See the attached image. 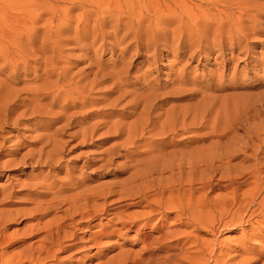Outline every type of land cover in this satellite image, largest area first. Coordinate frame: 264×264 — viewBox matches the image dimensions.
<instances>
[{"label":"rangeland","instance_id":"rangeland-1","mask_svg":"<svg viewBox=\"0 0 264 264\" xmlns=\"http://www.w3.org/2000/svg\"><path fill=\"white\" fill-rule=\"evenodd\" d=\"M192 92V99L180 98ZM159 93L166 94L169 103L153 109ZM262 95L264 0H0V211H11L18 218L3 229L12 244L0 246V254L5 259L25 257L24 249L43 239V227L48 225L55 234L54 255L43 264H130L151 259V254L144 251L145 237L163 234L167 236L166 248L153 255L159 264H199L203 259L206 264H215L216 260V264H264V208L259 204L264 192L259 194L258 190L255 202L238 207L240 197L250 200L255 193L254 181L240 187H222L228 184V178L251 168L258 169V182L264 183V143L254 142L259 153L248 161L243 156H234L230 162L218 159L248 140L246 129L251 134L256 126L264 127V112L223 139L206 137L209 140L199 142L197 149L185 150L188 154L176 150L183 159L189 155V161L206 159L197 176L204 174L203 178L220 181V188L210 197L218 196L216 200L222 203L230 199L231 214L218 216L212 231L187 225L190 220L186 214L183 222L173 212L156 214L149 221L141 216L148 210L146 203L135 204L140 200L137 195L128 197L133 190L140 191L141 180L131 184L127 180L136 170L132 167L135 161L146 157L137 153L144 148L121 146L129 133H116L123 122L126 126L132 121L135 124L150 108L153 110L148 115L161 125L168 113L172 115L171 110L174 116L175 109L188 104H203L202 109L212 106V124L216 119L221 121L214 120L216 113L226 117L225 108L232 99L246 98L256 104ZM82 99L86 103L80 105ZM145 101L148 105L144 106ZM189 118L192 120V116ZM224 119L223 123L219 121L220 132L227 124ZM96 121L104 122V126L90 130ZM115 123L120 124L118 129ZM126 129L130 131L129 126ZM207 130L211 131L192 133L209 136ZM187 134L178 138L192 135ZM38 151L44 154L38 155ZM217 151L225 153L222 156ZM192 152L195 155L190 156ZM211 152L216 156H208ZM176 153L160 159H180ZM48 155L52 159H46ZM184 170V177H190L189 167ZM164 175L168 177L169 173ZM238 191L243 193L239 195ZM101 192L99 199L91 198L87 207L106 211L69 217L77 201L84 207V194ZM204 192L181 198H187L185 203L188 201L192 210L199 203L207 205L209 189ZM247 192L252 193L244 195ZM233 198L236 206L231 205ZM239 210L244 212L240 214ZM135 214L141 216L137 223L129 224L128 229L123 227L122 222H130ZM38 232L42 234L36 235ZM19 238L26 239L13 242ZM210 250L215 255H204Z\"/></svg>","mask_w":264,"mask_h":264},{"label":"bare ground","instance_id":"bare-ground-1","mask_svg":"<svg viewBox=\"0 0 264 264\" xmlns=\"http://www.w3.org/2000/svg\"><path fill=\"white\" fill-rule=\"evenodd\" d=\"M118 85V84H117ZM121 88V87H120ZM120 88L118 90H120ZM117 89V88H116ZM122 90V89H121ZM116 91V90H114ZM118 92V91H117ZM144 93H142L143 95ZM156 94V93H155ZM160 94V93H159ZM141 95V96H142ZM166 94H160L158 95V97L156 98V100L158 101L157 103H154L151 107L153 109H156L157 106H160L162 107L163 106H167L168 103H169V100L170 98L168 97H164ZM194 92H192L191 94H186V95H182L180 98H188L189 100L193 98L194 96ZM140 96V95H139ZM148 96V94H147ZM146 96V98L148 99V97ZM88 98V97H87ZM139 98V97H138ZM142 98V100H144L143 96L140 97ZM145 98V100L147 101V99ZM155 98V97H154ZM55 99V98H54ZM75 99V98H74ZM73 99V100H74ZM249 99V98H248ZM251 100V98H250ZM69 101V100H68ZM75 101V100H74ZM119 101V100H118ZM144 102V106L145 105H148L146 104L147 102ZM216 101V100H215ZM76 102V101H75ZM117 103V101H115ZM114 102V103H115ZM120 102V101H119ZM118 102V103H119ZM142 103V106H143V101H139ZM138 102V103H139ZM151 102V101H150ZM149 102V103H150ZM68 103V102H67ZM80 105H83L86 103L85 99L83 100L82 99V102L80 101ZM115 103V104H116ZM117 103V104H118ZM130 103V102H128ZM137 103V102H136ZM203 103V102H202ZM214 103V102H213ZM229 105L228 107L225 108V113L226 117H223L225 118V120H227V124H225V126L222 128L223 130L220 132V127L221 125H219V121L220 120H217L216 118H219L222 119L223 118H220V114L216 116L215 114V118L214 116L212 118H214V120L216 119V121H214V123L212 122V124L210 123V119L209 117L212 116V106L206 108H203V104H188V105H185V106H182L180 107L177 111L176 109L174 110V116L173 115V110H171L172 112V115L170 116L168 112V116H166L164 113V115L166 117H164V122L160 125L159 121V117L158 116V122L159 123H156V121L153 122L152 118L150 117L149 112L153 109L150 108L149 111H146L148 112V114L146 112H143V113H146V115L144 114V116L140 117L139 119H137V122L134 124L133 121L131 123V125H128L129 128H130V131L133 130L135 131L134 134H132L130 131H128V129H126V127L128 128V126H126L127 124L125 122H123L124 124L120 125L121 128L116 132V133H120V135H125V134H128L127 136L128 137H125L124 138V142L122 141L121 143V146H124V147H132V148H141L143 147L144 149H141V151H138V155L140 156H146L145 158H147V160H145V158L143 159H139V160H136L134 165L132 166L134 169L133 173L130 175V177L128 178V182L131 184V182H134V181H137V180H141V183L142 185H140L141 189L140 191L138 192H135V190L132 191V193L128 194V197H136L135 195H137L140 200L136 201L135 204H144V206L148 207V210L147 212H143L142 213V217L146 216L145 219H147V221H149L152 216L156 215V214H161V215H165L167 214V212H173L174 214L176 213V217L181 219L182 222H183V218H184V215L186 214L188 217L185 216V218H187L188 220H190L189 223H187V225H191L193 227H195L196 229L198 228V226H202V227H209L212 230H215V227H216V222L218 221V216L220 215H223L224 214H228L231 212V206L227 203L230 201H227L226 200V197L224 200H226L227 202L223 201L222 202H218V200H216V197H210L209 195L215 190V189H219L220 188V181H217V182H214V179L210 176H207L208 173L205 172L206 176L208 178H203L202 176H204V174L200 177L199 175L197 176V173H198V169L201 165L202 167V163L203 161L205 162V160L202 159L201 157L200 159L196 158L197 160H191L189 161L188 159L189 158H186L188 156H184V159L186 158L188 160V162H185V160L183 158H181L182 156L180 155H177L176 153V150L178 152V150H182L183 151H188V150H195L198 148V143L201 142L202 140H209L208 138L211 136V137H216V138H220V139H223L227 136H229L228 134H230L232 131H234L235 129H237L238 127L240 128V126L248 119H250L251 117L253 116H258L260 115L262 112H264V95L262 96H259L257 97V101L254 102L256 104H252V100L251 101H248L246 100V98H234L232 99V101H229ZM73 104V103H71ZM113 104V102H112ZM208 104V103H206ZM74 105V104H73ZM77 105V104H76ZM210 105V104H209ZM85 106V105H84ZM115 106V105H114ZM137 106V104H136ZM135 106V107H136ZM134 107V108H135ZM140 107V106H139ZM138 107V108H139ZM147 107V106H146ZM219 107V106H218ZM217 107V108H218ZM223 107V106H222ZM148 108V109H149ZM164 108V107H163ZM249 108V109H248ZM136 109V108H135ZM169 109H174L173 108H169ZM137 110V109H136ZM143 110V108L141 109V111ZM146 110V109H145ZM164 110V109H163ZM220 110V109H219ZM144 111V110H143ZM156 111V110H155ZM167 111V110H165ZM136 112V111H134ZM140 112V111H139ZM162 111H160L161 113ZM222 112V111H221ZM126 113V112H125ZM131 113V112H130ZM138 113V112H137ZM158 113V114H160ZM163 113V112H162ZM220 113V112H219ZM124 114V113H123ZM133 114V113H132ZM141 114V113H140ZM152 114L154 115V113L152 112ZM156 114V113H155ZM157 114V115H158ZM143 115V114H142ZM156 115V116H157ZM163 115V114H162ZM123 116V115H122ZM155 116V115H154ZM152 116V117H154ZM189 116H192V120H190ZM127 117V116H126ZM222 117V116H221ZM234 117V119H232ZM259 117V116H258ZM257 117V118H258ZM264 117V116H263ZM121 118V117H120ZM124 119V118H123ZM135 119V121H136ZM154 119V118H153ZM256 119V118H255ZM254 119V120H255ZM121 120V119H120ZM119 119L117 120L118 122L117 123H120ZM190 120V121H188ZM213 120V119H212ZM211 120V121H212ZM252 120V119H251ZM264 120V119H262ZM124 121V120H123ZM126 121V120H125ZM220 121V122H221ZM253 121V120H252ZM256 121V120H255ZM260 121V120H259ZM117 123H115V125L117 126ZM210 123V124H209ZM223 123V121H222ZM226 123V121L224 122ZM248 123V122H247ZM255 123V122H253ZM257 123V122H256ZM262 123V122H261ZM259 122V124H261ZM107 124V123H106ZM134 124V125H133ZM118 125V126H119ZM140 127H139V126ZM142 125V126H141ZM248 124H246L247 126ZM250 125V124H249ZM248 125V126H249ZM254 125V124H253ZM258 125V124H257ZM92 129L90 130H93V128H97V127H102L104 126V122L100 123V122H97L94 123V125L92 124ZM115 126V127H116ZM118 126L116 129H118ZM138 126V127H136ZM152 126V127H151ZM223 126V125H222ZM258 126H262L261 125H258ZM258 126L255 127V130H251V134H249L250 131H248L246 129V132H244L247 137V141L242 143L241 141V145H239L238 147L236 144L234 147V149L232 148L231 150H229V152H226L224 151L225 153V158L222 157V158H218V159H226L227 162L229 159H231L232 157H241L243 156V160H247V159H250L252 156H257L258 153H259V148H258V145H256L254 142L257 141L259 142L260 144L264 143V138L261 137V134L263 133L262 131H264V127L262 129H259ZM132 127H136L135 129H131ZM242 127V126H241ZM245 127V126H244ZM251 127V126H250ZM250 127H248L250 129ZM66 128V127H65ZM152 128V129H151ZM220 128V129H219ZM243 128V127H242ZM241 128V129H242ZM253 128V126H252ZM94 129V130H95ZM204 129H210L211 131H209V136H203V137H199V136H196L195 134L192 133L193 132H199V131H202V133L204 132ZM254 129V128H253ZM88 130V129H87ZM116 131V130H115ZM206 131V132H207ZM93 132V131H92ZM262 132V133H261ZM153 133V134H151ZM185 133H188V134H192V135H188L186 137H183V138H178L180 135H183ZM200 133V134H202ZM236 133V132H235ZM148 134H151V135H148ZM199 134V135H200ZM206 134V133H205ZM239 134V133H238ZM243 134V133H242ZM241 134V135H242ZM87 135V134H85ZM139 136V138H138ZM148 136V137H147ZM233 136V135H232ZM236 136V135H235ZM243 136V135H242ZM181 137V136H180ZM208 137V138H206ZM245 137V136H244ZM243 137V138H244ZM264 137V136H263ZM235 138V137H234ZM239 138V137H238ZM213 139V138H212ZM242 140V138L240 137L239 140ZM237 140V139H236ZM238 140V141H239ZM214 141V140H213ZM217 141V140H216ZM215 141L216 145L217 142ZM234 141V140H233ZM206 143V142H205ZM214 143V142H213ZM214 143V144H215ZM222 143V142H221ZM224 143V142H223ZM60 144V143H59ZM200 144V143H199ZM211 144V143H210ZM209 144V145H210ZM234 144V143H233ZM259 144V146H260ZM207 145V144H206ZM202 146V145H201ZM205 146V145H204ZM214 146V145H213ZM233 146V145H231ZM44 147V146H43ZM158 147V148H157ZM262 147V146H261ZM45 148V147H44ZM210 148V147H209ZM213 148V147H212ZM218 148V147H217ZM231 148V147H230ZM42 149V147H41ZM40 149V150H41ZM215 149H216V146H215ZM263 149V147L261 148ZM43 150V149H42ZM41 150V151H42ZM128 150V149H127ZM170 150V151H168ZM173 150V151H172ZM175 150V151H174ZM214 150V149H213ZM40 151V152H41ZM185 151V152H186ZM197 151H200V150H197ZM212 151V150H211ZM248 151H251V154H248ZM36 152V151H35ZM39 152V151H38ZM39 154L38 155H42L44 154V152L42 154ZM52 152V151H51ZM181 152V153H182ZM189 152V151H188ZM191 152V151H190ZM263 152V151H262ZM129 151H126V154H128ZM175 154L178 156L177 158H180V159H176V157H174L175 159L173 161H169V162H165L164 160L160 159V156L162 155H165V154ZM180 153V152H179ZM178 153V154H179ZM187 153V152H186ZM209 153V152H208ZM223 151H217L216 154H222V156L224 155ZM261 153V152H260ZM188 154V153H187ZM194 154V152L191 153L190 156H192ZM175 155V156H176ZM183 155V154H182ZM195 155V154H194ZM211 155H215V153H212L209 154L208 156H211ZM54 156V155H53ZM52 156V157H53ZM159 156V157H158ZM207 156V155H206ZM216 156V155H215ZM214 156V157H215ZM219 156V155H218ZM221 156V155H220ZM42 157V156H41ZM171 157V156H169ZM169 157H167L169 159ZM173 157V156H172ZM195 157V156H193ZM162 158V157H161ZM258 158V157H256ZM263 158V157H262ZM46 159H52L50 157V155L47 156ZM261 159V158H259ZM56 160V159H55ZM208 160V159H207ZM232 160V159H231ZM242 160V161H243ZM57 161V160H56ZM211 161V160H210ZM208 161V162H210ZM213 161V160H212ZM221 161V160H220ZM248 161V160H247ZM262 161V160H261ZM23 162V161H22ZM225 162V161H224ZM230 162V160H229ZM15 163V162H14ZM20 163V162H19ZM221 163V162H220ZM204 164V163H203ZM219 164V163H218ZM217 164V165H218ZM223 164V163H222ZM232 164V163H231ZM258 164V163H257ZM212 165V164H211ZM220 165V164H219ZM228 164L226 163V167L227 168H230L227 166ZM186 166L189 167V171H190V177L188 175V177H184L186 173H184V168H186ZM208 166H209V163H208ZM207 166V167H208ZM131 167V168H132ZM142 167V168H140ZM204 167V166H203ZM206 167V166H205ZM212 167V166H211ZM214 167V166H213ZM257 168V167H256ZM213 169V168H212ZM250 169V167H249ZM248 169V170H249ZM262 169V168H261ZM178 170V171H176ZM201 170V169H200ZM206 170V169H205ZM232 170V169H231ZM230 170V171H231ZM252 170V171H250ZM248 172H240V174L237 175L236 173V176L235 177H231L230 180L229 178L227 179L228 180V184L226 186H222V187H234V186H237V187H240L242 185H246V184H250V180H253L254 183L257 185L256 186V190H253L255 191V193L253 194L252 192V195H251V199L249 200L247 197V199L249 200H244L242 196V198L240 197L239 200V204H238V207H245V206H249V202H255V196H256V192L258 191L259 194H260V191L264 192V183L262 182H258V180L260 179V173L259 171L255 170L254 168L250 169ZM255 170V171H253ZM264 170V169H262ZM175 171L177 173H175ZM188 171V169L186 170V172ZM202 171V170H201ZM200 171V172H201ZM209 171V168L208 170ZM229 171V170H228ZM229 171V173H230ZM168 172L169 173V176L168 177H165L164 173ZM211 172V171H210ZM227 172V171H226ZM204 173V172H203ZM215 173V172H214ZM225 173V172H224ZM229 173H226L227 175ZM239 173V171H238ZM264 173V171H263ZM201 175V173H199ZM225 174V175H226ZM186 175V176H187ZM211 175V173H210ZM213 175V173H212ZM224 176V174H223ZM215 177V175H214ZM263 177V175H262ZM217 179V178H216ZM225 179V178H223ZM264 179V177H263ZM217 180H220V179H217ZM202 181V182H201ZM224 181V180H223ZM264 182V181H263ZM135 183V182H134ZM253 183V182H252ZM136 185V184H134ZM139 185V183L137 184ZM223 185V184H222ZM230 186V187H229ZM236 187V188H237ZM143 188V189H142ZM209 189V192L207 193V195L205 196V199H206V202H207V205L205 204H202V203H199L198 206H195V208H193L192 210H189V206L186 204L188 203V201L185 203L186 199H184L185 197H189L191 198V196L193 195V193H196L198 191H205L204 194L206 193V190ZM235 189V188H234ZM254 189V188H253ZM125 190V189H124ZM130 190H132V187L130 188ZM238 189H236L237 191ZM234 191V190H233ZM92 192V191H91ZM135 192V193H134ZM235 192V191H234ZM261 192V193H262ZM127 193V192H126ZM202 193V192H201ZM199 192V194H201ZM233 193V192H232ZM239 193V191H238ZM237 193V194H238ZM241 194L243 192H240ZM239 193V195H240ZM251 194L250 192H247V193H244V195L246 194ZM177 195V198L175 200V196ZM181 194V195H179ZM203 194V193H202ZM235 196H236V193H234ZM77 195V194H76ZM79 195V194H78ZM77 195V196H78ZM92 195V196H91ZM102 195V192L101 193H94V194H89V195H86L85 194L83 195L84 197V200H85V203L83 204L84 207H81L79 204L77 205V202H76V205L71 207V209H73V214L69 217H71L73 219V216L75 215V213H79L80 216L83 218L85 217L86 215H90V214H96L99 210L101 211H106L105 208H89L87 207L88 206V203L89 201L91 200V198H94V199H99V196ZM126 195V194H125ZM166 196L169 197H172L173 199L170 198V200H167ZM194 196V195H193ZM196 196V195H195ZM200 196V195H199ZM203 196V195H202ZM234 195H232L231 197H233ZM234 196V197H235ZM181 197H184V198H181ZM209 197V198H208ZM230 196H228L229 198ZM238 197V196H237ZM260 197V196H259ZM79 197L76 198V200L78 199ZM82 198V197H81ZM137 198V197H136ZM220 198V197H219ZM258 198V196H257ZM256 198V199H257ZM29 199V198H28ZM36 199V198H35ZM51 199V198H50ZM49 199V200H50ZM234 199V198H233ZM259 199V198H258ZM257 199V200H258ZM262 201L259 202L260 206L262 208H264V195H263V198L261 197ZM43 200V199H42ZM45 200V199H44ZM61 200V199H60ZM135 200V199H134ZM173 200V201H172ZM194 200V199H193ZM36 201V200H35ZM192 201V200H191ZM222 201V200H220ZM38 202V200L36 201ZM71 202L73 204V199H71ZM197 202V201H196ZM201 202V201H199ZM204 203V202H203ZM230 203V202H229ZM236 199L233 200V202L231 203V205H234L236 206ZM42 204V203H40ZM198 204V203H196ZM241 204V205H240ZM247 204V205H246ZM244 205V206H242ZM237 207V208H238ZM48 209L50 207H47ZM54 208V207H52ZM192 208V207H191ZM236 208V210H237ZM249 208V207H248ZM46 209V208H45ZM239 209V208H238ZM258 209V207H257ZM249 210V209H248ZM246 209V211H248ZM5 212L3 211H0V246H4V244H8L11 243V238L10 237H7L4 235V232H3V229L5 228L6 224H8V222L10 220H18V218L12 214L11 211H8L6 212V210H4ZM19 211V210H17ZM69 211V210H68ZM235 211V210H234ZM256 211V210H255ZM253 211V212H255ZM259 211V210H258ZM262 211V210H261ZM261 211H259V213H261ZM31 212H33L31 210ZM240 214L241 212H244L239 210ZM263 212V211H262ZM16 213V212H15ZM21 213V212H20ZM34 214V213H32ZM39 214V213H38ZM231 214V213H230ZM246 214V212L244 213ZM254 214V213H253ZM31 215V213H30ZM213 217H212V216ZM239 215V213H238ZM252 215V213H251ZM261 215V214H260ZM264 215V213H263ZM67 216V215H65ZM141 216H138L137 214L135 215H132L130 217V222L126 220V222H122V226L123 227H126L127 226V229H128V225H133L135 223H137V220L139 217ZM236 216V214H235ZM245 216V215H244ZM61 217V216H60ZM59 217V218H60ZM210 217V219L208 218ZM222 217V216H221ZM261 217V216H260ZM264 217V216H263ZM24 218V217H23ZM39 218V217H38ZM38 218L36 219V221L38 220ZM68 218V217H67ZM122 219V217H119ZM223 218V217H222ZM240 221V218L237 217ZM243 218V216H242ZM141 219V218H140ZM220 221H221V218H219ZM22 220V219H21ZM20 220V221H21ZM59 220V219H58ZM144 220V219H143ZM235 220V219H233ZM242 220V219H241ZM55 221V220H54ZM187 221V220H186ZM40 222V221H39ZM221 223V222H220ZM236 223H237V220H236ZM57 224V223H56ZM70 224V223H69ZM229 224V223H228ZM40 225V224H39ZM146 225V223H145ZM144 225V226H145ZM227 225V224H226ZM43 226V225H42ZM45 227V233L46 235L43 237V239H40L36 242H32L31 244H29L22 253H24L23 255L24 256H18L19 258L16 260L15 258H11V259H5L4 258V254H0V264H32V262L35 260L36 263L34 264H43L45 263L44 261L53 256V247H54V233H53V228H51L50 226L48 225H44ZM142 226V225H141ZM186 226V225H185ZM56 227V226H55ZM57 227H59L57 225ZM32 228V226L30 227V229ZM41 228V227H40ZM41 231V230H40ZM56 231V230H54ZM166 233V232H165ZM40 235L42 234L41 232H38L36 233V235ZM58 235V234H57ZM26 236V235H25ZM99 236V235H98ZM96 236V237H98ZM100 237V236H99ZM98 237V239H99ZM186 237V236H185ZM146 238V241H144V251L146 253H149L151 254V259H146V260H137V261H134V262H131L130 264H159V263H156L155 262V259L153 258V255L155 253H157L158 250H162L164 248H166L165 246V240H167V236L166 235H162L161 237H150V236H147L145 237ZM176 238V237H175ZM184 238V237H183ZM26 238H19V239H16V240H13V242L17 243V242H22V241H25ZM179 239V238H178ZM182 239V238H181ZM10 240V241H9ZM182 241V240H181ZM178 242V241H177ZM183 242V241H182ZM13 243V244H14ZM173 243V242H172ZM180 243V242H179ZM12 244V243H11ZM178 244V243H176ZM205 245V244H204ZM8 246V245H7ZM168 246V245H167ZM170 246H173V245H170ZM208 246V244H207ZM211 246V245H209ZM175 247V246H174ZM177 247H179V245H177ZM212 247V246H211ZM215 247V246H214ZM170 248V247H169ZM171 249V248H170ZM214 249V248H213ZM172 250V249H171ZM21 253V254H22ZM36 253V255H35ZM201 253V252H200ZM212 254V251L210 250L209 253H205L204 255L206 256H210L212 257L213 254H214V251H213V254ZM27 255V256H26ZM215 255V254H214ZM43 256V257H41ZM7 258V257H6ZM28 259V260H26ZM125 260V259H124ZM216 260V259H215ZM218 260L214 261L215 264ZM128 262V260H127ZM207 263V260L206 259H203V263H199V264H206ZM212 263V262H211ZM123 264V263H121ZM126 264V263H125ZM129 264V263H127ZM218 264V263H217ZM224 264V263H223Z\"/></svg>","mask_w":264,"mask_h":264}]
</instances>
